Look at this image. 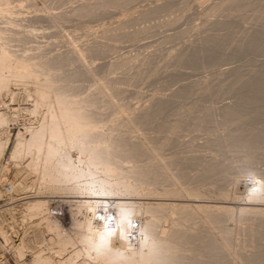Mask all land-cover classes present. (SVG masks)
<instances>
[{
    "label": "bare ground",
    "instance_id": "obj_1",
    "mask_svg": "<svg viewBox=\"0 0 264 264\" xmlns=\"http://www.w3.org/2000/svg\"><path fill=\"white\" fill-rule=\"evenodd\" d=\"M11 146L39 184L13 181L12 202L64 263L264 264V0H0V159ZM55 194L74 197L68 228Z\"/></svg>",
    "mask_w": 264,
    "mask_h": 264
},
{
    "label": "rangeland",
    "instance_id": "obj_2",
    "mask_svg": "<svg viewBox=\"0 0 264 264\" xmlns=\"http://www.w3.org/2000/svg\"><path fill=\"white\" fill-rule=\"evenodd\" d=\"M93 1H95V0H93ZM192 10H194L193 12L196 13L195 9H192ZM190 12H192V11H190ZM190 12L187 13V11H186L188 16H190L189 15V14H191ZM195 13L191 14V15H194L193 17H196V21H197V15H195ZM116 17H117V15H115L114 17H110V18L106 19L105 21L110 20V19H112L114 21ZM118 17H122V15L118 14ZM86 19H88V21ZM86 19H84L85 20L84 22H82L83 20L82 21L79 20L81 22H78L76 20L67 21V23L65 24L66 29H64V31H63V33H65V34L58 33L57 29L56 28L54 29L53 27L51 28L52 33L49 32L51 30H50V28L46 29L47 26L45 24L47 22H45V21L42 22V24H41V22H39V24L37 23L36 25L40 26V28L42 25L43 26L45 25L43 27L42 31H44L46 33L48 32V33L43 34V36L48 35V38L50 37L48 40H51L52 42L56 40L57 42H59V44H61L62 39L66 40L67 37L69 40L73 36L74 37L79 36L78 38H80V39L84 38L85 37L84 34L88 31L86 29L90 28L89 30H91L92 28H95V27L98 28L99 23L102 21L101 23L103 24V22H104V20H103L104 18H100V17H97V19L95 18L96 20L91 19L90 21H89V18H86ZM193 19L194 18H192V17L191 18L186 17L185 20L187 22L189 21L188 23H190V22H193L195 20V19L194 20ZM97 20H98V22H97L98 24L96 23ZM186 21L184 22L185 26L188 24V23H186ZM75 22L76 23L78 22V23L75 24ZM66 25H68V26H66ZM97 28H95V30L92 29V31H97L96 30ZM85 30H86V32H85ZM65 31H67V32H65ZM70 31H73L74 35ZM53 32H54V35H53ZM49 33H51L52 35H50ZM56 33L60 34V35H57ZM66 33H69V34L71 33V37H69L70 35H67ZM75 34L76 35L78 34V35L76 36ZM81 34H83V36ZM61 35H64L65 37L66 36L67 37L65 38V37H62ZM44 37H45L44 39L42 37L40 38V40L43 39L42 43L44 42V40L46 41V39H47V36H44ZM200 75H201V73H200ZM191 78H189V79H191ZM158 83H160V82H158ZM158 83L153 82L152 85L150 82H148V83L146 82V84L142 83L141 85L139 84L138 86L133 87L132 91L130 90L135 95L134 94L130 95L132 98H129L130 96L128 98L130 100L131 99L133 100V96H136L138 94L137 90H140L141 92H142V90H144L143 91L144 93L143 92L142 93L145 94V96H146V95L150 94V92L152 93V91L154 90L155 87L161 86L162 83L159 85H158ZM139 86L141 87V89ZM177 86L174 85L173 87H177ZM137 87H138V89H136ZM146 88H148V89H146ZM134 89H136L137 92L136 91L133 92ZM168 92H169V90H168ZM137 98L138 97H135L134 99H137ZM138 100H139V98L136 101L135 100H133V101L135 103V102H138ZM229 100H231V99H229ZM133 101H132V103H133ZM30 115H32V114L29 113L28 111L24 110L18 115V118H16L17 121L15 120L12 122L11 127H12V130H13L15 135L18 133L19 130L24 131V125L28 124L31 120ZM206 137H207V135L204 133V138L203 137L199 138V141L198 140L197 141L203 142L206 140ZM186 139H189V136L186 137ZM12 146H13V144H12ZM12 146L10 147V150L6 154L5 158L0 159V181L3 180V183L0 184V188L5 191L4 195H2L0 197V226L6 228V230L8 232V238H9L8 240H6V238L2 235V232L0 229V264H35L34 259H35L36 255H38V254H45L48 256L54 255V257L56 256L55 260L56 259L57 260L55 261V264H69V263H64L63 260L60 259L59 254H57V252L55 251L54 247L58 241L56 229H54V230L45 229L44 223L43 224L42 223L36 224V222L39 221V220H37L38 216H33L32 218L28 217L29 215L26 213V209H25L26 205H24V204H26L25 201L24 200H18V201L12 202L13 200L11 199V195H10L11 191L9 192L8 190H6L7 187H11V188L13 187V181L20 182L23 180L25 182V187L27 188V190L30 191L29 192L30 195H31V193L36 194L35 191L37 189L35 187L39 186V184L36 185L34 183V180H33L34 176L31 173H30L31 176H30V174L28 175L29 172H26V170L23 169L22 165H17L15 162H13V160L12 161L10 160L9 154H10V151L12 149ZM208 151H209V149H205V152H208ZM257 164L260 165L262 163H257ZM261 166L264 168V165H261ZM261 166H258V167H261ZM25 172L27 173V175ZM248 180H250L249 182L252 183L253 186L255 187V185L253 183L254 181H252L253 179H248ZM243 182L241 183L240 188L242 191H245V189L247 188L246 183H249V182L246 181L245 184ZM63 196L64 195H62V194H55L54 196L46 197V199L49 201L48 205H50L49 206L50 209L48 211L49 213L47 214V216L49 217V219L53 220L54 223L60 224L64 228H68L71 225L70 224L71 222L68 220L69 213H67L68 209L70 208L69 205L72 204V206H74V208H77V207L75 205L76 203L73 201L74 197H70V196L63 197ZM8 209H9V211H8ZM15 209H17V210H15ZM6 210L8 212H10L11 210H13V211L15 210V211H19V212L25 210V215L21 217L20 214H17L14 217L12 215H11L12 217H10V214H6V212H7ZM77 211L79 212V213L77 212V215L81 214V212L79 210H77ZM26 214H27V216H26ZM83 214H84V212L80 215V217H82ZM33 225H34V227H33ZM39 226L41 227V229L39 228ZM22 237H25V239L22 240ZM54 252H56V253H54ZM81 262L83 263L84 260L81 259Z\"/></svg>",
    "mask_w": 264,
    "mask_h": 264
},
{
    "label": "built area",
    "instance_id": "obj_3",
    "mask_svg": "<svg viewBox=\"0 0 264 264\" xmlns=\"http://www.w3.org/2000/svg\"><path fill=\"white\" fill-rule=\"evenodd\" d=\"M6 189L10 191V187H7ZM97 218H98V221L101 222L100 215H97ZM107 221L113 222L114 221V218L112 216H109L108 219H107Z\"/></svg>",
    "mask_w": 264,
    "mask_h": 264
}]
</instances>
